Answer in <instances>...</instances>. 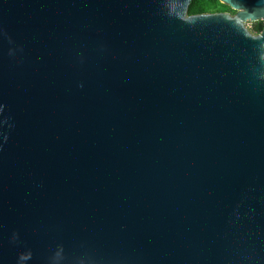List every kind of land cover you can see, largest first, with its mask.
Masks as SVG:
<instances>
[{"label":"water","instance_id":"water-1","mask_svg":"<svg viewBox=\"0 0 264 264\" xmlns=\"http://www.w3.org/2000/svg\"><path fill=\"white\" fill-rule=\"evenodd\" d=\"M0 0V264H264V0Z\"/></svg>","mask_w":264,"mask_h":264},{"label":"trees","instance_id":"trees-1","mask_svg":"<svg viewBox=\"0 0 264 264\" xmlns=\"http://www.w3.org/2000/svg\"><path fill=\"white\" fill-rule=\"evenodd\" d=\"M224 5L220 4L218 0H192L189 6L190 15H198L205 13L221 12L220 7ZM226 7V6H224ZM264 26V21H259L250 24V30L258 34L261 32Z\"/></svg>","mask_w":264,"mask_h":264},{"label":"rangeland","instance_id":"rangeland-1","mask_svg":"<svg viewBox=\"0 0 264 264\" xmlns=\"http://www.w3.org/2000/svg\"><path fill=\"white\" fill-rule=\"evenodd\" d=\"M228 8V7H227ZM229 9V8H228ZM220 10H221V12H228V13H231V14H233L234 13V11H232V10H225V7L223 6V7H220ZM248 27H250V24L248 25Z\"/></svg>","mask_w":264,"mask_h":264},{"label":"clouds","instance_id":"clouds-1","mask_svg":"<svg viewBox=\"0 0 264 264\" xmlns=\"http://www.w3.org/2000/svg\"><path fill=\"white\" fill-rule=\"evenodd\" d=\"M225 10H231V9H228L227 7H225Z\"/></svg>","mask_w":264,"mask_h":264}]
</instances>
